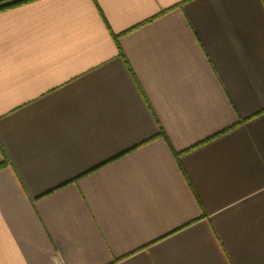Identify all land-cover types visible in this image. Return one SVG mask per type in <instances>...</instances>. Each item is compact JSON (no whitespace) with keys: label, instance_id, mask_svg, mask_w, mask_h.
<instances>
[{"label":"crops","instance_id":"obj_1","mask_svg":"<svg viewBox=\"0 0 264 264\" xmlns=\"http://www.w3.org/2000/svg\"><path fill=\"white\" fill-rule=\"evenodd\" d=\"M0 264H264V0L0 10Z\"/></svg>","mask_w":264,"mask_h":264},{"label":"trees","instance_id":"obj_2","mask_svg":"<svg viewBox=\"0 0 264 264\" xmlns=\"http://www.w3.org/2000/svg\"><path fill=\"white\" fill-rule=\"evenodd\" d=\"M29 0H10L9 2H6L4 4H0V10L9 6H13L19 3H23ZM3 166V163H0V168Z\"/></svg>","mask_w":264,"mask_h":264},{"label":"built area","instance_id":"obj_3","mask_svg":"<svg viewBox=\"0 0 264 264\" xmlns=\"http://www.w3.org/2000/svg\"><path fill=\"white\" fill-rule=\"evenodd\" d=\"M10 0H0V4H4L6 2H9Z\"/></svg>","mask_w":264,"mask_h":264}]
</instances>
